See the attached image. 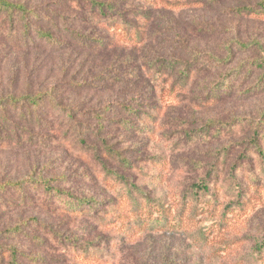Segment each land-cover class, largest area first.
Segmentation results:
<instances>
[{"label": "rangeland", "instance_id": "rangeland-1", "mask_svg": "<svg viewBox=\"0 0 264 264\" xmlns=\"http://www.w3.org/2000/svg\"><path fill=\"white\" fill-rule=\"evenodd\" d=\"M9 1L53 16L79 18L73 24H80L81 16L70 0ZM263 1L134 0V9L150 14L143 44L135 49H81L70 37L58 34L65 45L50 50L34 36L35 41L21 45V30L9 34L0 27V98L53 91L63 109L73 107L86 114L76 116L79 125L75 127H83L84 133L103 123L101 139L111 148L102 153L101 139L93 138L88 146L100 148L97 157L71 148L72 141L67 140H73L75 130L65 127L64 110L54 118L48 104L39 115L40 123L35 117H22L27 109H0V185L42 179L55 189L77 198L92 197L100 204L94 215L74 217L45 204L43 187H28L24 194L10 189L0 192V246L4 251L15 248L18 264H239L246 246L229 248L227 243L239 234L264 230V190L254 197V210L231 226L236 227L234 235L226 240L215 232L210 251L194 259L191 254L196 251L187 239L152 230L108 232L93 216H101L116 198L101 178L112 176L113 171L168 203L175 191L185 190L205 175L222 148L228 149V160L239 161L245 150L239 144L251 138L253 122L262 119L264 112V90L253 88L264 75V20L241 10ZM195 52L213 53L228 61L221 69L213 67L200 76L192 87L170 93L161 92L145 72L139 77L133 63L141 65L146 55L187 62ZM228 54L232 56L227 58ZM236 69L241 73L234 75L233 95L203 105L206 81L217 82ZM130 103L136 112L133 115L121 106ZM95 115L103 118L97 120ZM212 121L232 126L219 134L216 129H203ZM201 130L210 134L193 141L191 135ZM115 157L128 159L134 170L141 166V171L128 172ZM15 227L21 231L8 232ZM60 237L69 239L71 248L72 244L85 250L98 246L101 259L71 253L72 249L58 243ZM105 238H110L109 247L105 246L108 241L103 244ZM0 264H11L10 257H0Z\"/></svg>", "mask_w": 264, "mask_h": 264}, {"label": "trees", "instance_id": "trees-1", "mask_svg": "<svg viewBox=\"0 0 264 264\" xmlns=\"http://www.w3.org/2000/svg\"><path fill=\"white\" fill-rule=\"evenodd\" d=\"M134 0H70L74 11L81 16L80 24L75 26L74 18L69 19L66 15H49L41 13V10L29 8L23 3H12L9 0H0V27L5 33H15L21 30V45L29 41L43 42L45 47L54 50L65 43H62L59 35L71 39L78 48H92L94 50L106 51L109 48L125 46L135 49L143 44L149 12L134 9ZM136 8V7H135ZM249 17H256L264 20V1L257 6L243 8L241 10ZM79 18H75L78 21ZM73 24V25H72ZM72 26V27H71ZM74 26V27H73ZM89 31V32H87ZM103 33H106L104 36ZM33 36L35 38H33ZM250 45H246L249 47ZM261 47V44H257ZM232 54H228L227 58ZM228 59H222L213 53L195 52L190 56V61L184 62L177 58L164 59L152 56H143L139 62H133L138 70V76L142 77L145 72L151 82L163 91H176L192 87L200 76L206 74L212 68L221 69ZM251 70H248L250 72ZM241 73L236 69L228 75L220 76L214 83L207 82L204 88L205 95L201 100L203 105L217 103L224 96H232L234 91L233 81L235 74ZM234 76V77H233ZM246 77V76H245ZM254 91L264 90V75L258 79L253 86ZM143 97H140V99ZM49 105L52 110L51 116L57 118L58 113L64 111V123L68 129H74L73 140L70 145L74 150L94 153L99 156L100 148L88 146L89 138L101 139L104 127L98 122L93 130L84 133L83 127L78 126L76 116H85L81 110L76 108L63 109L62 103L55 96L53 91L38 92L37 94H23L21 96L8 95L0 98V109L9 107L14 110L27 109L25 119L34 118L40 123L39 115ZM127 115L136 113L133 104H121ZM107 107V108H106ZM104 109H108L106 106ZM64 110V111H63ZM101 114V113H99ZM101 120V115L93 116ZM143 116L139 117L141 120ZM262 119L254 120L252 125V136L239 145L245 150L239 161L228 160L230 153L228 149L222 148V153L214 156V163L210 164L204 176L197 179L185 190L175 191L171 195V201L166 203L162 198H155L144 188L136 186L129 177L120 175L117 171L112 176H102V182L106 183L115 192V200L106 207L101 216H93L94 219L102 222V226L108 232L130 234L134 230L144 233L152 230L156 232H167L172 235L187 239L191 242L194 253L192 259L206 254L210 251V239L215 232L225 236L227 240L233 234L238 223L243 217L254 210V197H257L264 190V112ZM239 120V119H237ZM62 124V123H61ZM63 131V125H59ZM224 122L212 121L204 128L219 130L229 128ZM67 129V130H68ZM202 133L191 135L193 141L206 138ZM209 135L210 132L204 133ZM68 137L67 131L64 138ZM208 137V136H207ZM103 152L111 151L108 144L101 139ZM113 153V152H111ZM121 168L128 172L141 171V166L134 170L130 161L121 157H115ZM228 167V168H226ZM108 168L107 165L105 167ZM244 177V179H243ZM151 178L159 179V175H152ZM44 188L45 195L41 196L43 202L55 208H60L67 214H74V217L94 215L100 204L94 198H77L66 192L55 189L47 181L42 179L26 178L17 181H8L0 185V192L15 191L24 194L27 188ZM209 223V224H207ZM20 228H13L9 233L20 232ZM1 234V233H0ZM234 235V234H233ZM232 236V235H231ZM227 246L232 248L235 244L245 245L246 253L239 260V264H264V230L256 234H239ZM110 238H105L103 244L109 247ZM78 241V240H75ZM58 243L72 249L71 253L84 255L86 258L95 261L101 259L97 250L98 246H91L90 249H80L72 244L69 239H60ZM90 245V244H87ZM18 251L11 248L4 251L0 246V257L8 255L11 264H18ZM200 254V255H199ZM214 254L212 257H215Z\"/></svg>", "mask_w": 264, "mask_h": 264}]
</instances>
